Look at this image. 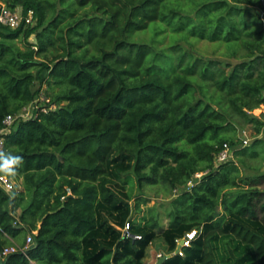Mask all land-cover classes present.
<instances>
[{"label": "trees", "instance_id": "trees-1", "mask_svg": "<svg viewBox=\"0 0 264 264\" xmlns=\"http://www.w3.org/2000/svg\"><path fill=\"white\" fill-rule=\"evenodd\" d=\"M262 2L0 0L36 19L15 31L0 25V132L35 102L37 82L55 106L5 136L0 176L22 188L0 187V264H145L157 220L128 222L141 239L117 243L111 232L98 242V208L117 201L113 155L141 182L176 192L166 233L173 251L186 231H200L163 264H216L212 241L221 236L264 264V235L250 226L264 231V174L244 177L239 165L258 147L264 154V140L214 163L224 145L239 146L226 137L237 120L264 134V114L252 116L264 107ZM202 42L222 58L198 53ZM10 248L17 252L5 256Z\"/></svg>", "mask_w": 264, "mask_h": 264}, {"label": "rangeland", "instance_id": "rangeland-1", "mask_svg": "<svg viewBox=\"0 0 264 264\" xmlns=\"http://www.w3.org/2000/svg\"><path fill=\"white\" fill-rule=\"evenodd\" d=\"M0 5L6 6L2 3H0ZM18 8L22 9V7ZM256 11L257 9L255 12ZM143 38L145 40L149 39L148 35L140 37V39ZM31 41L34 42L35 38L32 37ZM167 43L168 41H165L163 44L158 45V49L166 48ZM20 46L23 47L21 43ZM195 50L204 56L222 58V54L217 52L214 47H211L208 42L198 43ZM34 90L38 93L35 102L23 112L25 120L34 118L40 108H55L50 101L51 98L49 99L51 92L46 85H43L42 87L40 83L37 82ZM263 114L264 107L254 111L252 116L261 118ZM236 125V131L228 129V133L226 134V137L231 138L237 143L239 142V146H231L232 152L235 148L239 149L252 146L256 139L264 140V134L255 137L256 132L251 124L237 120ZM261 149V147L257 148V151L260 152L257 158L251 156L243 157L242 160L247 167L242 166L239 162L244 177L264 174V154L261 153ZM109 170L112 178L117 182V189L115 190L117 201L112 206H99L98 208V219L101 231L97 235V238L100 244L104 242V234L106 233L110 235L111 232L119 234V236H117L118 243V240L124 235L123 231L128 222L144 227L146 226L145 224L147 220H157L159 227L157 231L154 232V240L147 249L146 262L147 264L149 261L150 264H158L159 260L165 256L173 258L182 255L180 242L188 241V246H191L192 243L199 238L200 231L198 229L186 231L181 236L182 238L178 240L177 246L173 251L166 233L169 230L170 224L168 214L172 210V202L176 198V192L170 190V188L163 183L155 185L148 184L146 181L141 182L134 172V165L126 161L120 162L114 155L110 158ZM196 180L198 179H195V181ZM12 181L14 182L16 189L22 188L19 187L21 186L19 182L15 180ZM261 189L264 191V185ZM250 226L264 235V231H260L256 226ZM142 232L148 233L146 227L142 229ZM194 233L197 235L191 240L189 236ZM212 248L216 264H256L253 250L248 246L241 245L230 236L216 237L212 241ZM91 249L89 250V253L91 254H95L99 250H95L94 248Z\"/></svg>", "mask_w": 264, "mask_h": 264}, {"label": "built area", "instance_id": "built-area-1", "mask_svg": "<svg viewBox=\"0 0 264 264\" xmlns=\"http://www.w3.org/2000/svg\"><path fill=\"white\" fill-rule=\"evenodd\" d=\"M258 15L260 17V20L262 22L263 28H264V0L262 2L261 7L257 8ZM34 26L36 25V19L34 17V12L29 11L27 14L24 13L23 8H17L16 10H10L6 6L0 5V25L7 27L11 30H18L23 24ZM26 109L22 111L17 116H9L4 122V129L0 132V153L3 151L5 147V136L10 134L13 126L16 122L20 120H25L23 112ZM45 110V107L43 108ZM30 120V119H29ZM247 143V142H245ZM233 159V152L231 150V147L226 144L224 145L223 149L215 156V168H219L221 165L229 162ZM204 174H197L194 177V182H191L189 184L190 187L194 186L195 179L200 180ZM0 187L6 192L7 194H11L15 190V184L14 182L8 178L7 176H0ZM123 234L127 238H135V239H141L140 236H133L131 233V225L128 223L126 227L124 228ZM196 236V233L193 235H190L189 238L193 240V238ZM32 243V237L30 236L28 238V246ZM185 246L189 245L188 241H185ZM183 245V246H184ZM181 246V247H183ZM17 250L15 248L6 249L4 252V255L7 256L11 253H15Z\"/></svg>", "mask_w": 264, "mask_h": 264}, {"label": "water", "instance_id": "water-1", "mask_svg": "<svg viewBox=\"0 0 264 264\" xmlns=\"http://www.w3.org/2000/svg\"><path fill=\"white\" fill-rule=\"evenodd\" d=\"M184 243H185V241L180 242V246H183ZM169 258H170V257H168V256H165V257L161 258V259L159 260L158 264H163V263H164L166 260H168Z\"/></svg>", "mask_w": 264, "mask_h": 264}, {"label": "crops", "instance_id": "crops-1", "mask_svg": "<svg viewBox=\"0 0 264 264\" xmlns=\"http://www.w3.org/2000/svg\"><path fill=\"white\" fill-rule=\"evenodd\" d=\"M146 260H147V258H146V259H145V261H144V262H145V264H147ZM148 264H150V261H149V263H148Z\"/></svg>", "mask_w": 264, "mask_h": 264}]
</instances>
